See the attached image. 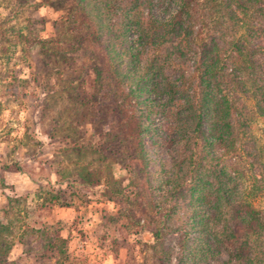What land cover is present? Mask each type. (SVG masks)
<instances>
[{"label": "rangeland", "instance_id": "1", "mask_svg": "<svg viewBox=\"0 0 264 264\" xmlns=\"http://www.w3.org/2000/svg\"><path fill=\"white\" fill-rule=\"evenodd\" d=\"M76 1L0 0V216L18 220L16 264H235L223 248L200 253L201 205L181 192L190 151L171 140L167 98L135 91L139 63L128 69L129 52L108 49L111 37L134 46L137 31L85 19ZM160 2L151 12L162 17L173 3ZM248 13L228 21L260 20ZM253 45L264 48V30ZM131 113L143 128L137 148L124 134ZM263 127L257 115L250 131L264 148Z\"/></svg>", "mask_w": 264, "mask_h": 264}, {"label": "trees", "instance_id": "2", "mask_svg": "<svg viewBox=\"0 0 264 264\" xmlns=\"http://www.w3.org/2000/svg\"><path fill=\"white\" fill-rule=\"evenodd\" d=\"M95 1L87 2H93L87 10L78 0L74 9L84 8L85 19L122 21L123 30L137 31L134 46L117 48L111 37L108 49L126 56L128 51V69L139 63L135 91L165 95L169 105L161 110L170 138L178 137L190 151V180L181 192L201 205L193 215L204 239L201 255L223 248L235 264H264V208L255 204L264 198V148L250 131L257 115L264 118V48L249 46L250 34L264 30V0H161L173 3L162 17L151 12L160 0ZM247 13L260 20L228 21ZM138 119L131 113L124 121L135 148L142 146ZM17 221L2 209L0 256L12 255L10 264L24 252L14 238Z\"/></svg>", "mask_w": 264, "mask_h": 264}]
</instances>
